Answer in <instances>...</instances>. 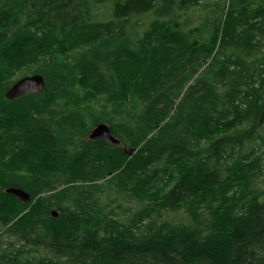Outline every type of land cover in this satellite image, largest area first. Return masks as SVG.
Masks as SVG:
<instances>
[{
    "label": "trees",
    "instance_id": "1",
    "mask_svg": "<svg viewBox=\"0 0 264 264\" xmlns=\"http://www.w3.org/2000/svg\"><path fill=\"white\" fill-rule=\"evenodd\" d=\"M207 1L0 0V237L46 264H264V0ZM20 73L43 92L8 100Z\"/></svg>",
    "mask_w": 264,
    "mask_h": 264
},
{
    "label": "rangeland",
    "instance_id": "2",
    "mask_svg": "<svg viewBox=\"0 0 264 264\" xmlns=\"http://www.w3.org/2000/svg\"><path fill=\"white\" fill-rule=\"evenodd\" d=\"M105 2L98 6V14L100 16V18L104 19L105 16L109 13L111 7H112V1L113 0H104ZM214 3V1H218V0H209L207 2ZM199 11V9H198ZM28 71H23L22 73H26ZM20 73L18 76V78H23L26 76H32V75H25V76H21ZM21 76V77H20ZM18 80V79H17ZM73 91L75 93H78V91L80 93H83V89L81 88L79 82H78V78H75L74 83H73ZM125 149H129L128 146H124ZM118 197L117 192H110L108 191L103 197V201L105 203H110V208L109 211H111L113 208H116V205L118 203H124L126 207L130 208L131 211H135L137 210L140 205L135 206L133 201L131 202V204L127 203L126 201H123V198L120 197V200H117L115 203L111 204L112 200L116 199ZM132 207V208H131ZM117 210V211H116ZM126 210L125 209H115V215H111L109 218L111 219L110 221L116 222L117 220H119V222L121 224H127V214H124L123 211ZM108 212V210L106 211ZM160 219H162V221H167L170 222L171 224L175 225V224H185L189 222V216L186 213L185 210L183 209H179L175 212H170V211H163L161 212V217ZM159 219V220H160ZM2 230L0 229V234H1ZM0 239H2L3 243H2V247H0V257L3 256V254H6L7 256H5L7 259L13 257L14 255H18V253L22 254L21 260L24 262V264H46L47 261H49L51 259V257H49L48 255H46L43 251H35L33 250V248L29 247V246H23L20 243L15 242V239H10L9 237L5 236V237H0ZM1 241V240H0ZM19 256V255H18ZM21 256H19L20 259ZM14 260V259H13ZM7 260H2L0 259V262H2L3 264L6 262Z\"/></svg>",
    "mask_w": 264,
    "mask_h": 264
},
{
    "label": "water",
    "instance_id": "3",
    "mask_svg": "<svg viewBox=\"0 0 264 264\" xmlns=\"http://www.w3.org/2000/svg\"><path fill=\"white\" fill-rule=\"evenodd\" d=\"M46 82L42 75L35 74L32 76H26L18 79L13 85L7 90L6 98L10 101H14L22 96L26 95H37L43 92L45 89ZM90 139H103L111 144H120L110 130L107 124H100L95 127L89 134ZM8 194L17 197L21 202L28 204L31 201V197L24 190L18 188H10L6 191ZM54 218L58 217L56 211L52 212Z\"/></svg>",
    "mask_w": 264,
    "mask_h": 264
},
{
    "label": "bare ground",
    "instance_id": "4",
    "mask_svg": "<svg viewBox=\"0 0 264 264\" xmlns=\"http://www.w3.org/2000/svg\"><path fill=\"white\" fill-rule=\"evenodd\" d=\"M22 5V4H21ZM13 10V9H12ZM16 18V17H15ZM5 26V25H4ZM251 44V43H250ZM224 59V58H223ZM233 62V61H232ZM75 78V77H74ZM259 95V94H258ZM78 115V114H77ZM181 169V168H180ZM8 219V218H7Z\"/></svg>",
    "mask_w": 264,
    "mask_h": 264
}]
</instances>
